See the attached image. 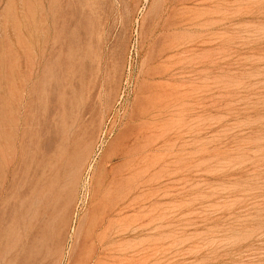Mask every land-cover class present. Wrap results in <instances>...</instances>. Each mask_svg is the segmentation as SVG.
I'll use <instances>...</instances> for the list:
<instances>
[{"label": "rangeland", "instance_id": "obj_1", "mask_svg": "<svg viewBox=\"0 0 264 264\" xmlns=\"http://www.w3.org/2000/svg\"><path fill=\"white\" fill-rule=\"evenodd\" d=\"M0 264H264V0H0Z\"/></svg>", "mask_w": 264, "mask_h": 264}, {"label": "bare ground", "instance_id": "obj_2", "mask_svg": "<svg viewBox=\"0 0 264 264\" xmlns=\"http://www.w3.org/2000/svg\"><path fill=\"white\" fill-rule=\"evenodd\" d=\"M137 117V116H136ZM90 126V125H89ZM83 129V128H82ZM60 133V132H59ZM48 137V136H47ZM49 138V137H48ZM47 138V139H48ZM51 138V137H50ZM50 138L48 139V140H50ZM47 141V140H46ZM47 144V143H46ZM48 146V145H47ZM46 148V147H45ZM49 149V148H48ZM101 165V164H100ZM91 167V165H89V168ZM102 167V166H101ZM75 169V168H74ZM104 169V168H103ZM76 170V169H75ZM105 170V169H104ZM70 172V171H69ZM117 172V171H116ZM86 173V172H85ZM113 174H115V173H113ZM102 175V174H101ZM103 176V175H102ZM101 176V177H102ZM85 178H87V176L85 177ZM101 179V178H100ZM114 180V179H113ZM83 182V181H82ZM99 182V181H98ZM112 182V181H111ZM106 183V182H105ZM104 183V184H105ZM109 186V185H108ZM122 186V185H121ZM93 187V186H92ZM103 187V186H102ZM121 189H123V188H121ZM101 190V189H100ZM113 190V189H112ZM103 191H104V189H103ZM109 191V190H108ZM121 193H122V191L121 190H119ZM97 192V191H96ZM110 192V191H109ZM108 192V193H109ZM114 192V191H113ZM117 192V191H116ZM116 192H115V194H116ZM108 195H110V194H108ZM96 196V195H95ZM93 197H94V194L93 193H91V195H90V202H92L93 201ZM109 197V196H108ZM111 197H112V195H111ZM120 197V196H119ZM96 198V197H95ZM110 198V197H109ZM117 198V197H116ZM115 198V200L117 201V199ZM112 199H114V198H112ZM125 199V198H124ZM110 200V199H109ZM106 201H107V199H106ZM112 201V200H111ZM131 201V200H130ZM108 203V202H107ZM106 204V203H105ZM109 204V203H108ZM112 204H110V206H111ZM106 207H109V205H107ZM105 207V208H106ZM123 207H124V205H123ZM109 209V208H108ZM118 209V207H113V208H111L110 209V212L109 213H112V212H114V211H116ZM131 209H133V208H131ZM107 210V209H106ZM129 210H130V208H129ZM133 211V210H132ZM117 213V212H116ZM103 214H104V211H103ZM20 215V214H19ZM65 217V216H64ZM103 217V216H102ZM104 218V217H103ZM102 218V219H103ZM107 218V217H106ZM130 218H131V216H130ZM51 219V218H50ZM98 220V219H97ZM105 220V219H104ZM79 221V220H78ZM81 222V221H80ZM112 222V221H111ZM52 223V222H51ZM99 223V222H98ZM100 224V223H99ZM61 225V224H60ZM103 225V224H102ZM109 225H110V223H109ZM119 225V224H118ZM63 226V225H62ZM84 226V225H83ZM114 226V225H113ZM116 226V225H115ZM109 227V226H108ZM119 227V226H118ZM96 228H98V227H96ZM107 229H109V228H107ZM130 229V228H129ZM77 232L76 233H78L79 232V230H80V224H78V226H77ZM82 231V230H81ZM74 233V232H73ZM105 233V232H104ZM106 233H108V231L106 232ZM134 233V232H133ZM92 234V233H91ZM110 234V233H109ZM108 234V235H109ZM75 235V234H74ZM81 235V234H80ZM86 235H87V233H86ZM107 234H106V236H108ZM119 234H117V236H118ZM70 236V235H69ZM105 237V236H104ZM71 238V237H70ZM74 238V237H73ZM108 238V237H107ZM107 238H106V240H107ZM105 239V238H104ZM109 239V238H108ZM111 239H112V237H111ZM73 240V239H72ZM88 240H89V238H88ZM75 244V243H74ZM94 244V243H93ZM93 244H92V246H93ZM97 244V243H96ZM73 245V244H72ZM71 245V246H72ZM100 245V244H99ZM94 247V246H93ZM71 248V247H70ZM98 248V247H97ZM106 248V247H105ZM72 249V248H71ZM94 249V248H93ZM101 250L103 249V247L102 248H100ZM98 250V249H97ZM119 250V249H118ZM92 251V250H91ZM96 252V251H95ZM132 252H133V250H132ZM97 253V252H96ZM99 253V252H98ZM90 254H92V253H90ZM98 257V256H97ZM100 257V256H99ZM106 258H107V256H106ZM90 259V258H89ZM95 259V258H94ZM29 262H30V260H29ZM26 263H28V262H26Z\"/></svg>", "mask_w": 264, "mask_h": 264}]
</instances>
